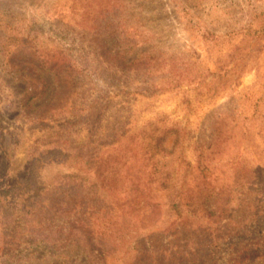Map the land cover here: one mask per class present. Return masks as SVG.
Here are the masks:
<instances>
[{
    "label": "rangeland",
    "instance_id": "rangeland-1",
    "mask_svg": "<svg viewBox=\"0 0 264 264\" xmlns=\"http://www.w3.org/2000/svg\"><path fill=\"white\" fill-rule=\"evenodd\" d=\"M98 2L119 9L116 33L93 27ZM127 32L137 41L128 59L148 52L129 69L108 49ZM39 64L50 67L39 70L46 93L27 114L20 101L42 86ZM152 134H163L168 153L148 159ZM199 152L212 174L195 171ZM156 159L167 161L168 188L147 183ZM111 161L140 184L127 203L102 186L104 201L114 215H147L139 202L157 203L140 230L155 247L168 245L172 230L180 245L201 230L248 220L264 194V0H0V264H91L74 242L62 254L38 248L31 259L5 250L14 229L40 219L33 201L78 185L74 191L84 192L100 182V170L111 174ZM194 180L204 190L224 188L230 223L225 213L170 209L176 195L195 190ZM246 180L259 191H238ZM135 256L124 240L104 252V264Z\"/></svg>",
    "mask_w": 264,
    "mask_h": 264
},
{
    "label": "trees",
    "instance_id": "trees-1",
    "mask_svg": "<svg viewBox=\"0 0 264 264\" xmlns=\"http://www.w3.org/2000/svg\"><path fill=\"white\" fill-rule=\"evenodd\" d=\"M93 10L97 19L93 22V27L109 28L108 33L114 34L118 26H122V23L119 24V20L116 19L120 12L114 4L98 2ZM124 36L122 41L115 40L108 43L109 52H112L119 63L127 69L132 67L133 63L146 62L148 60L146 50L138 51L132 59H128L129 54L137 47V41L131 39V33H124ZM13 38L19 40L15 36ZM36 70L38 71L35 76L41 81L42 86L35 88L20 101L22 110L27 114L33 110L32 105L46 93V84L39 70L50 71V67L39 64ZM169 130L175 134L176 144L180 138L179 128L175 126ZM162 136L163 134L149 135L147 150L144 152L148 155V159L157 154L162 157L168 153L162 146ZM125 158L126 161L133 159L130 155ZM197 159L195 171L203 177L204 171L209 172L212 166L202 159L200 152ZM115 161H111L109 166L111 174L102 175L105 170H100V182H94L84 192L74 191L76 188H82L78 185L76 188H62L58 194L53 192L45 201L41 200L39 203L33 201L30 208L39 212L40 219L30 228L14 229L12 234L14 239L5 253L10 252L14 256L31 259L35 253H38V248L49 254H56L55 252L62 254L67 243L74 242L79 244L78 250L82 248L85 250L91 264H104V252L125 240L128 248L136 252L130 264H264V194L259 195L247 221L235 222L234 226L225 225L201 230L196 236V241L189 240L180 245L170 240L174 236L175 230H172L173 232H167L164 236V240L169 244L155 247L150 234L143 235L140 230L147 227L153 218V207L157 203L151 199H143L139 202L140 206L137 209L141 210L142 208H139L141 206L142 210L146 208L144 211L148 212L147 215L130 212L114 215L111 207L104 201V196L100 192L102 186L126 197L127 203L135 200L136 189L140 184L138 175L127 173L128 167L121 169ZM159 162L160 160L156 159L152 163L150 172L146 176L147 183L162 189L168 188L170 174L165 167L167 161H163L161 166ZM253 172L256 176V170ZM200 185L194 180L195 190L186 191L182 198L176 195L178 200L171 201L170 209L174 210L177 216L182 214L179 209L181 205L188 206L187 211H201L209 218H218L225 213L222 220L230 223L229 217L233 209L230 208L224 188L204 190ZM238 186V191L250 189L259 191L258 188L254 189L252 180L239 181ZM95 191L100 193L96 194ZM223 194H226V197H223Z\"/></svg>",
    "mask_w": 264,
    "mask_h": 264
}]
</instances>
